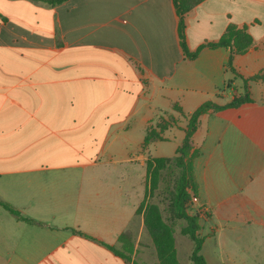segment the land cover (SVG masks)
<instances>
[{
    "label": "crops",
    "instance_id": "obj_1",
    "mask_svg": "<svg viewBox=\"0 0 264 264\" xmlns=\"http://www.w3.org/2000/svg\"><path fill=\"white\" fill-rule=\"evenodd\" d=\"M192 51L231 23L254 44L234 57L204 47L188 58L173 0H0V264H133L119 246L146 187V160L173 156L194 134L199 233L207 264H264V0H203L186 18ZM175 118L144 149L147 128ZM103 135L95 155L92 142Z\"/></svg>",
    "mask_w": 264,
    "mask_h": 264
},
{
    "label": "trees",
    "instance_id": "obj_2",
    "mask_svg": "<svg viewBox=\"0 0 264 264\" xmlns=\"http://www.w3.org/2000/svg\"><path fill=\"white\" fill-rule=\"evenodd\" d=\"M49 2L50 4H59L66 0H42ZM174 5L179 16V37L180 44L184 54L188 58H195L200 50L204 47L217 48L225 47L229 48L231 53L228 60V67L238 74L234 66V57L237 54H243L254 44V38L248 31L247 27H239L235 23H231L227 26L222 35L211 41L202 43L196 50L192 51L187 41V15L203 0H173ZM256 78H263L264 75H258ZM248 79L244 82V92L240 96H235L234 99L221 105L215 101H206L201 104L191 114H185L180 110L181 114L187 119V125L185 127V136L176 150V154L173 156L154 157L149 155L146 160L147 176L146 183L150 185V188L155 190L159 186V182L164 168L170 167L171 169H177L179 172L178 178L175 184V191L172 197V207L177 218L185 219L186 224L182 226V233L188 235L194 242V249L191 253V260L194 264H207V259L203 254V246L205 238L200 235L201 229L199 214H191L189 212V206L192 199V195L198 192V184L195 177V159L199 155V150L194 148L193 139L194 134L197 131L201 117L209 110H220L226 107L238 106L241 103L251 101V96L248 88ZM175 118L171 115L167 122H157L155 126L151 125L147 128L146 136L144 140V149L153 140H163L162 132L169 127L173 126ZM0 203L10 210L18 218L30 221L33 220L22 215L20 210L10 205L8 202L0 200ZM144 202H141L136 213H140ZM145 224L150 229L154 243L156 245L157 254L160 260V264H181L176 249L174 229L170 224L164 221L160 209L155 205H149L144 214ZM119 246L111 245L106 242H101L109 249H111L118 256L123 259L133 262V264H140L133 258L135 251L134 235L131 230L122 232L118 237Z\"/></svg>",
    "mask_w": 264,
    "mask_h": 264
},
{
    "label": "rangeland",
    "instance_id": "obj_3",
    "mask_svg": "<svg viewBox=\"0 0 264 264\" xmlns=\"http://www.w3.org/2000/svg\"><path fill=\"white\" fill-rule=\"evenodd\" d=\"M168 118L161 117L157 122H167ZM103 135L98 136V140L92 142V147L87 151L88 155H95L98 150V146ZM179 172L177 169H171L166 167L163 170L159 186L155 190L150 188V185L146 183L145 192L142 202H144L142 210L139 214H145V211L149 205H155L160 209L162 217L165 222L170 224L174 229L175 243L177 249L178 259L181 264H194L191 260V253L194 249V242L188 236L182 233V226L186 224L185 219L177 218L172 207V197L175 191V184L178 178ZM189 212L191 214H199L200 223L204 224L207 216V211L200 213L198 204H190ZM144 231L142 237L136 246L137 240L134 237L135 251L133 258L136 259L140 264H160V260L157 254L156 245L151 235L150 229L145 224L144 218Z\"/></svg>",
    "mask_w": 264,
    "mask_h": 264
},
{
    "label": "built area",
    "instance_id": "obj_4",
    "mask_svg": "<svg viewBox=\"0 0 264 264\" xmlns=\"http://www.w3.org/2000/svg\"><path fill=\"white\" fill-rule=\"evenodd\" d=\"M190 203L191 204H196V205L198 204V209H199L200 213H203V212L206 211L205 206L200 203V199H199V197L196 194L192 195V199H191Z\"/></svg>",
    "mask_w": 264,
    "mask_h": 264
}]
</instances>
